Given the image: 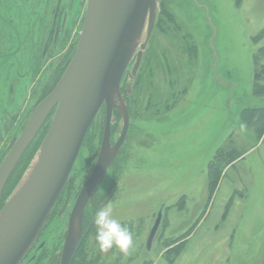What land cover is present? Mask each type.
Returning <instances> with one entry per match:
<instances>
[{
    "label": "rangeland",
    "instance_id": "1",
    "mask_svg": "<svg viewBox=\"0 0 264 264\" xmlns=\"http://www.w3.org/2000/svg\"><path fill=\"white\" fill-rule=\"evenodd\" d=\"M6 9L0 6L1 14L13 18ZM261 49L264 0H242L240 5L234 0H160L130 94V129L117 166L104 178L115 181L102 207L112 205L134 245L127 255L115 248L100 252L94 227L84 242V264H264V134L257 139L240 118L245 109L264 108V97L253 95L254 73L264 65ZM13 58L4 71L0 59V81L3 74L17 72L22 60ZM46 60L39 79L29 72L14 86L23 97L28 90L22 110L0 98V117L7 121L0 118V163L10 144L6 129L11 126L12 136L19 134L24 114L38 96L36 87L46 79ZM218 150H234L240 157L225 168L211 194L207 168ZM89 153L85 144L73 175L87 170ZM162 207V222L147 251L146 240ZM53 217L40 237L44 248L56 236ZM61 220L62 226L67 217Z\"/></svg>",
    "mask_w": 264,
    "mask_h": 264
},
{
    "label": "water",
    "instance_id": "2",
    "mask_svg": "<svg viewBox=\"0 0 264 264\" xmlns=\"http://www.w3.org/2000/svg\"><path fill=\"white\" fill-rule=\"evenodd\" d=\"M160 0H86L78 42L71 60L49 94L31 111L21 133L0 163V200L22 155L49 119L47 132L18 184L0 207V264H21L42 232L66 185L85 136L106 106L102 145L88 180L73 205L59 264H72L82 233L88 199L127 137L129 114L120 88L133 80L155 28ZM129 93L131 92L128 85ZM115 107L121 134L110 146L109 124ZM162 207L146 240L150 251L163 218Z\"/></svg>",
    "mask_w": 264,
    "mask_h": 264
},
{
    "label": "flooded vegetation",
    "instance_id": "3",
    "mask_svg": "<svg viewBox=\"0 0 264 264\" xmlns=\"http://www.w3.org/2000/svg\"><path fill=\"white\" fill-rule=\"evenodd\" d=\"M0 6H5V8L6 6L8 7V9H6L7 14L11 13L8 12V10L13 11V18L10 16L6 17L5 14H1L0 11V59L4 60L5 62L4 68L2 70L4 71L9 66V62L14 59V55H17L19 60H22L20 64H17V72L15 74H3V78L0 81V91L3 90V92L0 94V98L7 99V104H9V106H12L13 104H19L22 110L27 104L29 93L27 90L23 97V92L21 90L18 91V93L15 92L14 86L20 85V83L22 84L21 79L24 78L29 72L31 74L33 73L34 77L36 76V78L38 77L39 79L40 75L38 74L40 72L44 73L45 59L48 61L50 60L47 68L48 71L46 79H43L42 82L39 83L40 85L36 87L38 96L34 100L35 104L30 109L32 111L49 94V92H51L71 60L78 42L79 33H77V29L80 27V24L82 26L83 22V18L81 19V23L79 20L77 21V19L80 17L82 9H84L83 12H85L86 0H0ZM24 68L25 74L22 73ZM34 81H36L35 78L32 79V84ZM134 82L135 80H133L131 74L128 73L124 76L123 83L120 88V97L115 102L116 105L121 106L120 103L122 101L128 110V132L130 129L129 108L131 107V92L129 93L128 85H130L132 90L134 87ZM33 90L34 88H30V91ZM6 93L8 98L3 96L4 94L6 96ZM16 93L19 98L14 100L13 98ZM31 111H27L24 114V118L22 119L23 124L20 127L19 134L21 133ZM9 116H11V120L9 119V122H12L13 114H10ZM1 117L2 123L7 122L3 115ZM111 118L112 120L109 124V142L110 146L114 147L119 139L122 127L121 115L115 107L112 108ZM22 120L21 118L19 119L20 122H22ZM105 124L106 106L104 105L89 127L82 145V148H85V144H87L88 150L90 151L89 158H84L85 163L88 164V168L81 176L78 175V172L75 175L72 174L70 183H66L42 232L24 258V260L27 259L29 261V264H59L60 252L66 236L67 222L73 205L75 204L81 189L88 180V177L86 176L97 160L103 141ZM48 126L49 119L46 121L42 129L37 133L29 147L35 140L42 138L37 148L40 147V144L47 132ZM6 132V137H11L9 141L10 144L6 147V152H8L19 134L12 136L13 129L11 126L9 129H6ZM123 144L124 142L114 155V158L107 171L104 173L103 177L86 203L82 217L81 239L86 234V232H88V228L93 224V218L96 214V211L105 205L110 198V191L115 180L110 178L109 181L105 182L104 178L106 176L109 177L110 174H112V171H114V168L117 166ZM65 216L67 217V222L61 226L63 222L61 219H63ZM51 217H53L52 220H55L58 223L56 227L57 231L55 233L56 236L53 239L52 246L50 248H44L45 243L41 241L40 237L51 222L49 221ZM86 226L88 227L87 229ZM38 246L41 247L37 249ZM54 250H56V252L53 253ZM33 252L35 253L29 256Z\"/></svg>",
    "mask_w": 264,
    "mask_h": 264
},
{
    "label": "trees",
    "instance_id": "4",
    "mask_svg": "<svg viewBox=\"0 0 264 264\" xmlns=\"http://www.w3.org/2000/svg\"><path fill=\"white\" fill-rule=\"evenodd\" d=\"M235 4L240 5L242 0H234ZM260 56L264 59V49H261L259 52ZM264 81V65L260 66L259 70L255 71L254 73V83H253V95L256 97H264V85H260V83ZM240 118L245 125H250L257 133L259 139L264 134V108H255V109H245L241 112ZM42 138L35 140L32 145L28 148L25 152L21 160L19 161L18 165L14 169L13 173L11 174L8 182L4 188V191L1 196L0 200V207L4 203V201L9 197L15 186L20 181L21 177L23 176L24 172L28 168L29 164L31 163L32 159L34 158L37 150L39 142ZM240 156L236 151L231 150L224 154L220 152V150L216 151L212 160L208 164V181H209V191L212 194L214 190L217 188L219 180L226 170L225 168L229 165L233 164ZM88 227L86 226V229ZM94 225L92 224L88 228V232L83 236L81 239L79 246L76 250L74 255L72 264H84L83 263V247L84 242L87 239L89 233L92 232Z\"/></svg>",
    "mask_w": 264,
    "mask_h": 264
},
{
    "label": "clouds",
    "instance_id": "5",
    "mask_svg": "<svg viewBox=\"0 0 264 264\" xmlns=\"http://www.w3.org/2000/svg\"><path fill=\"white\" fill-rule=\"evenodd\" d=\"M244 125H241L243 130ZM95 243L100 252L106 253L115 248L127 255L134 245L133 234L129 228L114 216L112 205L99 208L93 218Z\"/></svg>",
    "mask_w": 264,
    "mask_h": 264
}]
</instances>
